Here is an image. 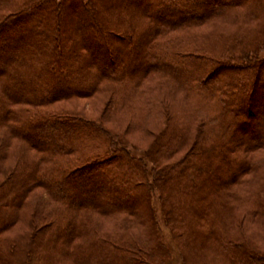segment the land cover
<instances>
[{
	"label": "trees",
	"instance_id": "16d2710c",
	"mask_svg": "<svg viewBox=\"0 0 264 264\" xmlns=\"http://www.w3.org/2000/svg\"><path fill=\"white\" fill-rule=\"evenodd\" d=\"M263 90L264 0H0V264H172L154 194L180 264H264Z\"/></svg>",
	"mask_w": 264,
	"mask_h": 264
},
{
	"label": "rangeland",
	"instance_id": "374dc122",
	"mask_svg": "<svg viewBox=\"0 0 264 264\" xmlns=\"http://www.w3.org/2000/svg\"><path fill=\"white\" fill-rule=\"evenodd\" d=\"M140 1H142V0H140ZM2 56H5V53ZM3 58H5V57H3ZM72 75H74V73ZM263 91H261V93ZM260 96L261 97H258L256 99L257 103H259V106L257 107V110H256L257 114L264 113V96H262V95H260ZM242 98L244 99L243 100L244 101L243 104L244 103L247 104L248 101H250V98H248L246 95L242 96ZM85 102H88V101H85ZM243 111H244V109H243ZM243 117H244V113H243ZM245 118L248 119V117L246 115H245ZM252 120L253 121H257L258 118L254 117ZM120 131H121V128H120ZM135 132H137V131H134V133H131L130 137L134 138V139H137L138 138V133H135ZM242 133H246V134H249V135L254 133L255 135H257L258 131H255V129H251V128H247V129L246 128L245 129L239 128L238 130H236L235 135L239 136ZM134 144H136V143H134ZM146 146H147V144L144 145L145 148H146ZM128 148H129L130 153H132L133 155L141 157V158H145V154H144L145 151H143V147L139 146V148L134 149L132 146H129ZM147 165H148V167H150L151 166L150 162H147ZM153 196H154L152 198L153 204L156 207V212H157V216L159 218L160 224H161L162 228L164 229V238H165L164 239L165 240L164 244H165V247H166V249L168 250V252H169V254L171 256L172 264H180V255H179L178 244L173 239V237H171V234H170L168 228H166V225H165L164 220H163V213H162V209L163 208L160 205L159 201L157 200L156 194H154ZM249 223L250 224H247V226H245V227L250 230L249 232L251 234H254L256 236L255 239L258 240L259 243L264 245V226H262L259 223L258 224L252 223V222H249ZM206 251H207V249H205V251H203L202 255L203 254H207ZM195 258L197 259L196 260L197 264H200V263H202V264H211V262H209L210 259L207 258L206 256L197 255V256H195Z\"/></svg>",
	"mask_w": 264,
	"mask_h": 264
}]
</instances>
